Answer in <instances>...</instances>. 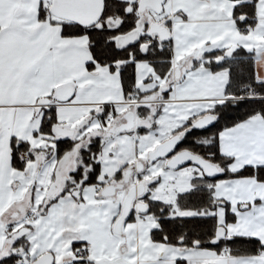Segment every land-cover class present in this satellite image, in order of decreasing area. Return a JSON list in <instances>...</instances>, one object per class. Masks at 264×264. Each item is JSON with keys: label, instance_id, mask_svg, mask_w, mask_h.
I'll list each match as a JSON object with an SVG mask.
<instances>
[{"label": "snow or ice", "instance_id": "snow-or-ice-1", "mask_svg": "<svg viewBox=\"0 0 264 264\" xmlns=\"http://www.w3.org/2000/svg\"><path fill=\"white\" fill-rule=\"evenodd\" d=\"M0 264H264V0H0Z\"/></svg>", "mask_w": 264, "mask_h": 264}]
</instances>
